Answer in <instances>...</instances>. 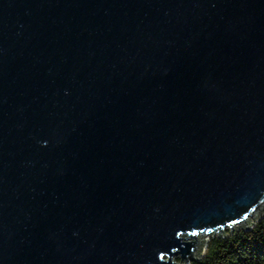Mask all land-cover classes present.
<instances>
[{"label": "water", "instance_id": "95a60500", "mask_svg": "<svg viewBox=\"0 0 264 264\" xmlns=\"http://www.w3.org/2000/svg\"><path fill=\"white\" fill-rule=\"evenodd\" d=\"M263 212L264 0H0V264H188Z\"/></svg>", "mask_w": 264, "mask_h": 264}, {"label": "trees", "instance_id": "16d2710c", "mask_svg": "<svg viewBox=\"0 0 264 264\" xmlns=\"http://www.w3.org/2000/svg\"><path fill=\"white\" fill-rule=\"evenodd\" d=\"M212 236L203 255L188 264H264V212L249 226Z\"/></svg>", "mask_w": 264, "mask_h": 264}, {"label": "rangeland", "instance_id": "374dc122", "mask_svg": "<svg viewBox=\"0 0 264 264\" xmlns=\"http://www.w3.org/2000/svg\"><path fill=\"white\" fill-rule=\"evenodd\" d=\"M261 214H262V213H261ZM253 219H254V218L250 219V221H251V222L254 221ZM234 229L237 230V229H239V227L236 226ZM217 235H219V236H221V237H224V236H225L223 233H221V234H217ZM212 236H216V235H211V236H208V237H204V239H205V244L207 243L208 239H209L210 237H212ZM201 253L203 254V251H202ZM202 254H200V255H202ZM172 260L175 261V262H178V261H179V255H176L175 257H173Z\"/></svg>", "mask_w": 264, "mask_h": 264}]
</instances>
